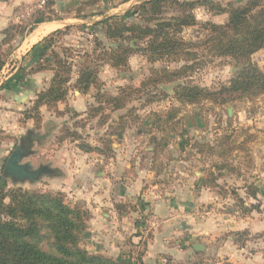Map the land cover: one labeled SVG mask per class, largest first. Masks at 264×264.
<instances>
[{
    "label": "rangeland",
    "instance_id": "rangeland-1",
    "mask_svg": "<svg viewBox=\"0 0 264 264\" xmlns=\"http://www.w3.org/2000/svg\"><path fill=\"white\" fill-rule=\"evenodd\" d=\"M251 1L214 0L218 6L215 11L203 6L189 10L195 26L184 28L178 37L199 47H191L197 55V60L188 63L193 69L181 75H171L185 64L181 59L151 60L143 56L139 51L146 46V40H138L131 54H123V61L118 63L112 60L122 52L113 49L120 43L118 37L110 40L104 33L92 38L58 34L52 35L50 41H43L37 50L40 58L60 59L63 63L60 66L54 65L53 60L47 64L38 63L27 74L57 73L65 81L60 83L62 98L52 103L43 97L53 77L38 84L40 92L33 103L41 95L43 99L39 102L43 100L47 104L42 108L31 104L23 112L20 138H4V159L27 138L33 154L21 162L36 171L46 167L52 173L42 172L35 182H9L7 190L59 195L64 203L71 205L78 201L90 203L91 197L75 194L81 189L78 178H65L64 172L68 164L77 168L79 156L87 154L88 161L95 163L91 164L94 165L91 174L96 180L98 171L107 174L108 163L112 161L119 166L122 175L140 179L143 190L154 184L165 190L171 180L186 187L195 182L199 185V179L203 178V183L212 189L207 201L213 219L230 205L240 218L248 216L247 211L253 207L258 224H263L264 88L244 92L227 90L241 65L228 57L212 56L209 45L200 46L210 34L203 27L206 23L224 26L228 22V5L238 7ZM256 1L264 5V0ZM139 4L130 11L119 10V13L125 11L121 15L106 18L112 17L111 22L123 21L128 26L144 25L133 13ZM166 9L161 19L182 16L176 7L167 6ZM23 35L24 32L16 31L8 33L5 39L0 35V64L1 59L4 60L0 72H12L10 60L17 55L13 43ZM75 42L79 48L69 45ZM251 61L264 74V48L254 53ZM15 68L21 75L25 74L21 64ZM77 75L78 79L81 75L88 77L89 85L84 84V88L77 84ZM28 83L23 85L25 94L30 91ZM182 83L206 92L194 102L185 103L175 93L177 85ZM73 91L87 93V96L73 101L76 97ZM68 96L75 106L68 104ZM28 110L30 124L24 118ZM194 172L204 175L198 178ZM4 203L8 204L9 199ZM245 236H248L246 231L238 233L239 241Z\"/></svg>",
    "mask_w": 264,
    "mask_h": 264
},
{
    "label": "crops",
    "instance_id": "crops-1",
    "mask_svg": "<svg viewBox=\"0 0 264 264\" xmlns=\"http://www.w3.org/2000/svg\"><path fill=\"white\" fill-rule=\"evenodd\" d=\"M40 1L0 0V33L13 27L24 29L23 37L13 43L17 55L10 60L12 72H0L1 164L6 151L4 138H20V116L35 104L33 101L40 92L38 84L53 77L52 71L27 74L38 63L50 60L37 54L41 43L57 31L67 30L65 35L90 38L102 36L97 26L100 21L130 11L143 0H45L41 7ZM121 9L125 11L119 13ZM38 17L40 19L36 20ZM69 45L79 48L78 42ZM20 64L25 69L23 76L18 68L14 69ZM26 83L30 91L25 94L22 89ZM72 93L76 96L73 101L87 96L83 92ZM69 99L68 96V104L75 106ZM26 120L30 124L32 119ZM84 155L79 156L77 168L68 164L64 172L65 178L75 176L80 181L81 189L76 195L92 198L90 203L72 204L88 213L85 241L81 243L86 250L121 264H264V236L261 237L264 223L258 224L253 207L247 211L248 216L240 218L232 205L213 219L207 201L212 189L200 178L203 173L194 172L201 180L199 185L195 182L186 187L171 180L170 186H163L165 190H160L156 184L143 190L142 181L122 175L114 161L108 163L107 174L97 172L96 180L91 174L94 166L91 164L95 163H90L89 155ZM243 231L248 236L239 241L238 233Z\"/></svg>",
    "mask_w": 264,
    "mask_h": 264
},
{
    "label": "trees",
    "instance_id": "trees-1",
    "mask_svg": "<svg viewBox=\"0 0 264 264\" xmlns=\"http://www.w3.org/2000/svg\"><path fill=\"white\" fill-rule=\"evenodd\" d=\"M213 1L143 0L135 7L133 13L139 21L145 23L144 25L134 23L128 26L123 21L111 22L112 17H109L100 21L97 26H100L106 38L111 40L118 37L120 40L119 45L113 48L117 51L122 50L120 54L112 57V60H116L117 63L123 61V54H131L138 40H146V46L139 52L151 60L181 59L185 64L171 73V75H181L193 69V65L188 63L197 60V55L191 47L199 46L183 40L178 35L184 28L195 26V19L188 13L189 10L196 6H203L209 11H215L218 6ZM167 6L171 9L176 7L182 16L161 19ZM226 13H228L226 25L206 23L203 26L210 31V34L200 46L209 45L212 56L228 57L241 65L240 71L235 73L227 90L262 91L264 74L252 63L251 56L264 48V5L256 0L238 7L228 5ZM37 15L43 16L42 13ZM15 31L23 33L24 29L22 26L13 27L0 35H3L5 39L8 33ZM66 32L67 30L57 31L53 35ZM52 60L56 66H58L57 63L59 66L63 63L60 59L55 61L51 58L41 64H47ZM1 61L3 63L4 60L1 59ZM84 76L81 75L77 84L85 88L84 84L89 85V80ZM62 81L65 82L57 73L54 74L49 91L43 95L44 99H49L52 103L61 100L60 83ZM205 92L206 90L184 83L178 84L175 90L177 97L185 103L194 102ZM43 97L40 95L38 99L41 100ZM39 100L34 106L47 104L46 101L39 102ZM26 114L24 118L30 119L29 110ZM27 140L24 138L21 145L14 147L0 166V264H121L81 246L84 240L83 234L87 229L88 213L77 204L72 206L64 203L59 195L39 194L21 189L7 190L9 182L12 184L22 180L35 182L41 175L30 179L22 175L16 177L14 173L13 157L17 153H21L23 158L33 154ZM21 161L22 159L18 165H24ZM35 171L29 165V172ZM6 198L9 199L8 204L4 203Z\"/></svg>",
    "mask_w": 264,
    "mask_h": 264
},
{
    "label": "water",
    "instance_id": "water-1",
    "mask_svg": "<svg viewBox=\"0 0 264 264\" xmlns=\"http://www.w3.org/2000/svg\"><path fill=\"white\" fill-rule=\"evenodd\" d=\"M197 123L199 124V120H197ZM21 159H23V156L21 153H17L12 159V164L15 166L14 167V170H15L14 173H15L16 177H19L20 175H22V176H26V177L32 179L44 171L52 173V171L46 167H42V168L38 169L37 171L31 173V172H29V165L28 164L18 165V162Z\"/></svg>",
    "mask_w": 264,
    "mask_h": 264
},
{
    "label": "built area",
    "instance_id": "built-area-1",
    "mask_svg": "<svg viewBox=\"0 0 264 264\" xmlns=\"http://www.w3.org/2000/svg\"><path fill=\"white\" fill-rule=\"evenodd\" d=\"M45 4V0H41L40 2H39V6L41 7V6H43Z\"/></svg>",
    "mask_w": 264,
    "mask_h": 264
}]
</instances>
